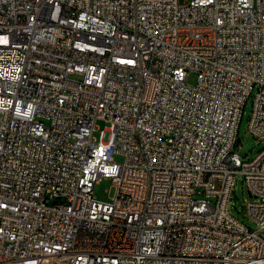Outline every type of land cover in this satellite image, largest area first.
Returning <instances> with one entry per match:
<instances>
[{
  "label": "built area",
  "instance_id": "built-area-1",
  "mask_svg": "<svg viewBox=\"0 0 264 264\" xmlns=\"http://www.w3.org/2000/svg\"><path fill=\"white\" fill-rule=\"evenodd\" d=\"M249 101L262 139L264 0H0V264H264Z\"/></svg>",
  "mask_w": 264,
  "mask_h": 264
},
{
  "label": "rangeland",
  "instance_id": "rangeland-1",
  "mask_svg": "<svg viewBox=\"0 0 264 264\" xmlns=\"http://www.w3.org/2000/svg\"><path fill=\"white\" fill-rule=\"evenodd\" d=\"M181 2L183 0H180ZM196 81V74L191 72L189 76V82L194 83ZM251 110V102L249 101L245 107V113L243 114L242 121L240 123L239 145L235 147V151L241 156L242 159L254 158L260 150L264 148V138H256L248 132V119ZM97 125L100 128H104L106 123L104 121H98ZM114 159L117 162L122 161L121 155H115ZM115 194V187L111 178L104 177L94 187V195L98 200L111 201ZM250 199V194L246 182L241 174L238 175L237 181L234 186L233 196L230 202V209L232 214L243 221L246 225L253 230H258L259 225L253 221L247 214L245 207L246 201Z\"/></svg>",
  "mask_w": 264,
  "mask_h": 264
},
{
  "label": "water",
  "instance_id": "water-1",
  "mask_svg": "<svg viewBox=\"0 0 264 264\" xmlns=\"http://www.w3.org/2000/svg\"><path fill=\"white\" fill-rule=\"evenodd\" d=\"M238 141H239V139H238Z\"/></svg>",
  "mask_w": 264,
  "mask_h": 264
}]
</instances>
